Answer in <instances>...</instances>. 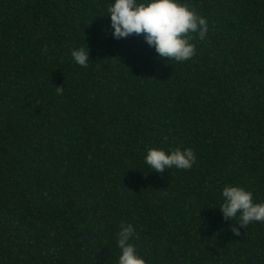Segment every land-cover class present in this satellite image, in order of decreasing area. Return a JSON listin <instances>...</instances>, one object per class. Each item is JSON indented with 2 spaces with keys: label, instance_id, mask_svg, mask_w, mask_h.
<instances>
[{
  "label": "trees",
  "instance_id": "16d2710c",
  "mask_svg": "<svg viewBox=\"0 0 264 264\" xmlns=\"http://www.w3.org/2000/svg\"><path fill=\"white\" fill-rule=\"evenodd\" d=\"M186 2L210 31L177 64L113 39L111 0H0V264H116L122 222L147 264H264V222L218 209L225 185L264 201V0Z\"/></svg>",
  "mask_w": 264,
  "mask_h": 264
},
{
  "label": "clouds",
  "instance_id": "9594fccd",
  "mask_svg": "<svg viewBox=\"0 0 264 264\" xmlns=\"http://www.w3.org/2000/svg\"><path fill=\"white\" fill-rule=\"evenodd\" d=\"M107 12L111 21L107 31L113 39L143 36L159 60L177 64L192 59L196 55V45L192 41H204L210 31L207 18L186 0H111ZM71 57L75 64L87 68L91 62L88 44L73 48ZM56 90L61 93L63 87H56ZM144 163L151 172L160 174L173 168L187 170L196 163V154L191 148L146 147ZM220 198L218 209L223 219L230 222L231 231L236 236L241 235L240 228L246 229L253 222H264V201L255 202L251 190L225 185ZM135 236L132 224H120L116 233L119 249L116 264H147L132 242Z\"/></svg>",
  "mask_w": 264,
  "mask_h": 264
}]
</instances>
